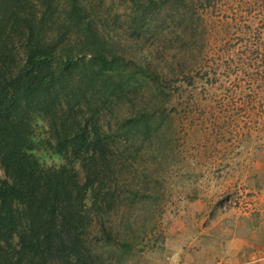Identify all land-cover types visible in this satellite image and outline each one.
Returning <instances> with one entry per match:
<instances>
[{
    "label": "rangeland",
    "instance_id": "obj_1",
    "mask_svg": "<svg viewBox=\"0 0 264 264\" xmlns=\"http://www.w3.org/2000/svg\"><path fill=\"white\" fill-rule=\"evenodd\" d=\"M84 1L111 51L124 58L117 88L101 90L106 104L94 101L107 150L94 184L104 207L89 218L86 262L264 264V15L249 30L236 0H214L197 37L169 11H188L192 0L143 16L132 0ZM222 22L241 30L219 37ZM64 40L79 56L82 47L90 52L78 37ZM205 71L216 81L200 78ZM73 93V102H84L81 91ZM86 95L96 96L97 86ZM130 120L133 126L118 129ZM33 140L40 165L63 164L44 147L53 142L44 120L35 122Z\"/></svg>",
    "mask_w": 264,
    "mask_h": 264
},
{
    "label": "trees",
    "instance_id": "obj_2",
    "mask_svg": "<svg viewBox=\"0 0 264 264\" xmlns=\"http://www.w3.org/2000/svg\"><path fill=\"white\" fill-rule=\"evenodd\" d=\"M35 1L0 0V264H90L85 260L89 247L84 235L90 216L99 217L104 207L94 184L100 183L97 167L107 150V134L96 117L109 98L100 95L101 90L109 86L112 94L117 88V66L124 58L113 53L98 32L86 1ZM236 1L250 30L264 15V7L255 0ZM175 2L132 0L141 16ZM213 2L192 0L188 11L179 14V5L169 11H176L184 30L193 29L194 35L203 37V11L212 10ZM53 26L57 34L52 36L48 31ZM218 28V36L225 37L239 27L222 22ZM65 37H78L90 52L82 47L83 56L77 55L67 49ZM75 70L80 74L77 81L70 76ZM199 76L208 83L216 81L207 71ZM96 86L97 95L87 96ZM75 90L81 91L83 103L73 102ZM100 97L102 104L96 108L94 101ZM38 119L45 121L53 141L44 147L63 159L58 168L43 167L33 154L39 148L33 140ZM133 122L118 123V129ZM100 231L110 239L104 225Z\"/></svg>",
    "mask_w": 264,
    "mask_h": 264
}]
</instances>
